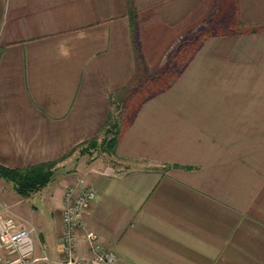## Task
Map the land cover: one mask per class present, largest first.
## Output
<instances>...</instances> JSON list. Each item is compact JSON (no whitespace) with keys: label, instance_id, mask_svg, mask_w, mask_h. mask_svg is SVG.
I'll list each match as a JSON object with an SVG mask.
<instances>
[{"label":"crops","instance_id":"obj_1","mask_svg":"<svg viewBox=\"0 0 264 264\" xmlns=\"http://www.w3.org/2000/svg\"><path fill=\"white\" fill-rule=\"evenodd\" d=\"M131 2L130 20L125 0H0V167L56 163L27 198L0 181V216L42 248L45 209L61 261L62 194L82 178L84 230L115 264H264V0ZM206 14L220 36L166 89L133 93ZM116 113L112 154L80 155Z\"/></svg>","mask_w":264,"mask_h":264},{"label":"built area","instance_id":"obj_2","mask_svg":"<svg viewBox=\"0 0 264 264\" xmlns=\"http://www.w3.org/2000/svg\"><path fill=\"white\" fill-rule=\"evenodd\" d=\"M91 184L77 178L64 188L60 212L61 238L59 264H115L113 252L101 247L98 237L84 230L82 217L95 199ZM34 230L23 226L10 216H0V264H33L45 261L34 259L32 236ZM79 243L82 254L77 255Z\"/></svg>","mask_w":264,"mask_h":264},{"label":"rangeland","instance_id":"obj_3","mask_svg":"<svg viewBox=\"0 0 264 264\" xmlns=\"http://www.w3.org/2000/svg\"><path fill=\"white\" fill-rule=\"evenodd\" d=\"M206 19L201 20L196 22V27L189 29V31H185V34H182L180 36V43L182 41H185L188 37L191 38V43L189 46L185 47L184 46L180 47V51L174 52L172 48H170L164 55L163 57V63L161 66H158L156 69H149L148 71V79L147 81H144L139 84L141 85L140 87H137V84L135 82L133 83V88L132 91L133 93L140 95L142 92H148L152 90L151 87L152 85L158 86V87H163L166 89L168 86L172 85L173 82L176 79V76L179 74V72L182 70L183 64L186 62V59L189 58L192 53L191 51L193 48H198L199 44L202 42H205L208 37L210 36H215L219 35L223 32V30L220 29L218 26V20L217 22H214L213 19L210 20L209 15L206 14ZM190 33V34H189ZM195 33V36L192 37V34ZM176 44H173V47ZM158 76L161 79H159L155 84L152 82L154 78ZM152 78V80H150ZM137 82V81H136ZM153 84H152V83ZM136 86H135V85ZM225 84L222 83V87H219L218 90H225ZM221 92V91H218ZM113 118L115 119V123L118 126L121 125L122 117L120 114L116 113L113 115ZM101 138L99 141H97V144L101 142L102 139V134H100ZM89 151V150H88ZM88 153V152H87ZM93 153L97 154L99 153V150L97 151L94 150ZM86 154V153H85ZM92 153H89L91 155ZM2 183L8 185L9 187L11 186L9 183L4 182L0 180ZM33 221L34 226L37 225L41 229V236L45 238V242L42 246L40 247L39 243L36 240V236L34 235L33 237V246H34V256H41L45 257V261H39L35 262L33 264H59V258H57L56 252H55V244L52 240H50L49 237V230H51V221L49 219V214L46 212L45 209L37 207L36 213L33 214ZM41 225V226H40Z\"/></svg>","mask_w":264,"mask_h":264},{"label":"trees","instance_id":"obj_4","mask_svg":"<svg viewBox=\"0 0 264 264\" xmlns=\"http://www.w3.org/2000/svg\"><path fill=\"white\" fill-rule=\"evenodd\" d=\"M125 7L129 19L132 18L134 10L131 0H125ZM114 120L113 116L109 114L104 127L101 129V142L97 144L96 139H92L85 143L83 145L84 147L81 145L78 153L82 155L87 153L88 150L98 148L102 153L107 155L112 154L119 133V129ZM55 164V162L43 163L15 170L0 167V179L9 183L17 196L27 198L45 187L51 181Z\"/></svg>","mask_w":264,"mask_h":264}]
</instances>
